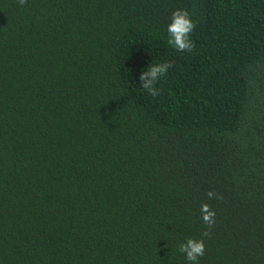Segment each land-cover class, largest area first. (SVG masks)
Returning a JSON list of instances; mask_svg holds the SVG:
<instances>
[{
	"label": "trees",
	"instance_id": "trees-1",
	"mask_svg": "<svg viewBox=\"0 0 264 264\" xmlns=\"http://www.w3.org/2000/svg\"><path fill=\"white\" fill-rule=\"evenodd\" d=\"M188 238L264 264V0H0V264H189Z\"/></svg>",
	"mask_w": 264,
	"mask_h": 264
},
{
	"label": "clouds",
	"instance_id": "clouds-1",
	"mask_svg": "<svg viewBox=\"0 0 264 264\" xmlns=\"http://www.w3.org/2000/svg\"><path fill=\"white\" fill-rule=\"evenodd\" d=\"M19 4L23 6L27 4V0H19ZM195 27L196 24L189 12L187 10L177 9L172 13L171 22L166 29L168 45L178 52H192L195 44L191 40V34ZM172 66V62L152 63L147 70L142 71L139 77L142 89L152 97H157L160 94L157 85L167 75ZM207 196L209 199H222V196H219L214 191H209ZM200 211L202 220L207 226V230L202 235L208 237L210 236V230L215 225L216 213L207 203L201 205ZM178 251L185 255L189 264H199V259L205 254L206 245L203 239L188 238L185 242L180 243Z\"/></svg>",
	"mask_w": 264,
	"mask_h": 264
}]
</instances>
